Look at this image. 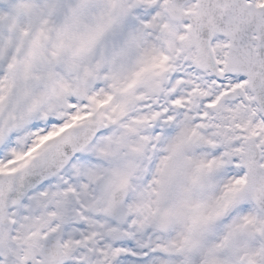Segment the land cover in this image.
<instances>
[{
    "label": "snow or ice",
    "instance_id": "snow-or-ice-1",
    "mask_svg": "<svg viewBox=\"0 0 264 264\" xmlns=\"http://www.w3.org/2000/svg\"><path fill=\"white\" fill-rule=\"evenodd\" d=\"M0 264H264V0H0Z\"/></svg>",
    "mask_w": 264,
    "mask_h": 264
}]
</instances>
